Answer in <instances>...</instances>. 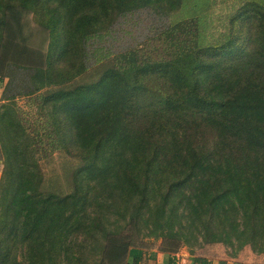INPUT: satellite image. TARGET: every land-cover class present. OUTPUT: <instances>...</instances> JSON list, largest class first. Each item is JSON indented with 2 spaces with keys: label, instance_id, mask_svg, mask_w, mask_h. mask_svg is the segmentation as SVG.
<instances>
[{
  "label": "trees",
  "instance_id": "1",
  "mask_svg": "<svg viewBox=\"0 0 264 264\" xmlns=\"http://www.w3.org/2000/svg\"><path fill=\"white\" fill-rule=\"evenodd\" d=\"M183 2L0 0V264H141L129 250L142 231L166 253H264V1L240 9L250 26L238 12L209 40L197 17L175 20L162 57L89 60L100 24ZM99 62L91 81L67 84ZM45 88L49 115L31 134L15 99ZM39 130L78 160L70 191L44 188Z\"/></svg>",
  "mask_w": 264,
  "mask_h": 264
},
{
  "label": "rangeland",
  "instance_id": "2",
  "mask_svg": "<svg viewBox=\"0 0 264 264\" xmlns=\"http://www.w3.org/2000/svg\"><path fill=\"white\" fill-rule=\"evenodd\" d=\"M259 1L261 0H184L182 8L178 12L169 15L157 13L150 8L133 10L132 12L118 16L112 23L109 19L106 23L99 25L98 31L100 32V36L92 38L87 47L90 55L89 60H91L90 63L94 61V58L98 59V61L104 60L107 56L112 57L115 54L130 49H137L139 53L150 59L162 57L168 51V39L164 37L162 31L169 24L174 23L175 20L183 18L197 17L204 26V31L201 27L199 32L202 30L208 40L217 37L220 33L228 32L229 21L238 12H242L245 15V17L242 15L239 17L240 22L243 19V23L245 24L243 28H245L250 26V22L255 20V16L250 9H246L244 12L240 9L247 2ZM72 57L73 64H76L77 57ZM65 59L62 52L56 53L53 57V64L58 67L64 66L66 64ZM101 64L99 62V66L88 65L82 74L78 75L73 82L70 81L67 84H82L91 81L101 72L103 66ZM26 75L27 73H22L20 77H25ZM18 84L20 85V82ZM154 86L158 89L160 87V85L155 84ZM45 91L46 88L30 96H19L15 99V107L19 112V116L31 134L36 133L41 126H45L49 115L48 107L50 103L47 104L42 99V94ZM40 134L42 136L40 137V146L36 149L35 155L38 157L44 174V188L62 193L70 191L72 188L73 171L78 166V160L67 155L63 150L58 148L53 149L46 141L47 139L43 137L44 133L40 132ZM144 234V231H142L141 237L143 243L129 250V258L133 250H140L146 255L154 250L162 251L160 249L162 247L160 239ZM196 247L198 245L184 244L179 247L178 251L183 249L191 254L190 249H195ZM216 247L220 248L219 253L224 255L225 246L215 245Z\"/></svg>",
  "mask_w": 264,
  "mask_h": 264
},
{
  "label": "crops",
  "instance_id": "3",
  "mask_svg": "<svg viewBox=\"0 0 264 264\" xmlns=\"http://www.w3.org/2000/svg\"><path fill=\"white\" fill-rule=\"evenodd\" d=\"M2 90L3 87L0 85V102ZM246 247L248 246L243 247L233 255H230L226 248V250L224 249V255L220 254V248H215V245H208L196 250L195 255H191L183 249L175 253H166L160 250H154L148 255L143 254L140 250H133L130 253V259L134 256H139L142 259L141 264H201L196 263L194 261V257L202 256L209 260L210 263L208 264H264V253H257L252 251L250 247Z\"/></svg>",
  "mask_w": 264,
  "mask_h": 264
}]
</instances>
